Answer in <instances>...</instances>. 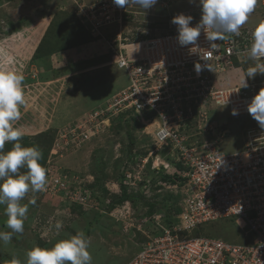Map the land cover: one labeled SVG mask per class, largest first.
I'll list each match as a JSON object with an SVG mask.
<instances>
[{
    "label": "rangeland",
    "instance_id": "rangeland-1",
    "mask_svg": "<svg viewBox=\"0 0 264 264\" xmlns=\"http://www.w3.org/2000/svg\"><path fill=\"white\" fill-rule=\"evenodd\" d=\"M158 3L163 10L158 9ZM158 3L146 12L131 5L132 12L123 22V30L166 33L177 29L171 22L177 14L191 15L192 22L201 18L199 0H158ZM64 12L72 17L77 14L74 0H0V69L20 70L24 75L26 103L20 108L21 119L13 122V127H19L25 133L19 141L25 147H43L49 141L54 147L59 130L68 128L86 112L105 104L129 83L127 71L112 63L114 55L102 38L87 34L90 41L98 43L59 49L62 44L72 41V37L65 38L64 42L56 38L59 17ZM252 13L261 19L264 13L261 0H256ZM71 27L77 28L73 24ZM116 31L117 26L103 30L105 36H112ZM74 38L78 39L77 36ZM44 40V45L54 51L52 54L48 55L49 50L38 51ZM248 68L247 65L236 73L243 75ZM225 76L226 84L241 82L240 76L232 72ZM208 113L228 129L220 144L225 153L241 150L246 129L258 125L249 113L234 116L225 106H211ZM119 122L116 120L105 132L81 145H66L62 141L63 150L49 155L51 165H45L48 169L46 186L57 174H73L76 180L69 177V190L85 193L88 202H74L69 194L57 187L35 193L29 191L20 202L28 205L24 231L12 233L13 238L7 244L0 242V264H26L28 250L36 246L51 247L56 241L77 233H83L89 242L91 264H128L149 236L158 234L151 222L142 225L143 218L149 216L148 210L153 209L164 218L170 211L172 218L175 216L185 178L178 177L180 183L177 185L159 180V175L152 170L156 160L175 162L171 146L163 145L158 149L145 128L135 129L137 140L133 154L148 160L143 169H140L141 162L139 166L136 162L131 163L134 167L127 168L129 137ZM41 133L45 134L39 135ZM11 147V143H6L4 151ZM122 167H126L125 173L127 170L131 174L128 192L136 197L135 200L118 199L123 193L121 181L127 178L126 175L120 177ZM138 172L140 178H134ZM32 199L35 204L28 203ZM5 207L0 205V231L10 232L6 226ZM57 223L62 225L60 229L56 228ZM198 233L235 242L242 240L235 223L228 219L208 223L193 232Z\"/></svg>",
    "mask_w": 264,
    "mask_h": 264
},
{
    "label": "built area",
    "instance_id": "built-area-1",
    "mask_svg": "<svg viewBox=\"0 0 264 264\" xmlns=\"http://www.w3.org/2000/svg\"><path fill=\"white\" fill-rule=\"evenodd\" d=\"M74 2L81 23L93 37L107 42L114 55L112 63L127 71L129 83L105 104L59 130L50 155L63 150L62 141L81 145L105 132L121 113L132 111L158 149L171 146L175 156L174 163L156 160L152 168L176 174L172 183L177 185L178 177L185 178L177 221L167 225L159 213L143 218L142 225L151 222L158 234L149 236L128 264H264V129L259 125L247 128L244 147L225 153L220 144L228 129L208 113L211 106H225L230 113L235 109L238 115L247 114L248 103L264 87L260 73L248 79L247 88H240L241 83L223 86L219 80L220 74L257 63L249 58L248 50L264 13L257 23L240 29L239 35L226 34V39L216 41L213 51L203 31L196 46H181L177 29L157 34L124 31L131 4L120 8L113 0ZM199 21L191 23L195 26ZM114 26V35L105 36L103 30ZM209 53L211 70L204 67L197 73L195 64H205L200 55ZM147 160H142V168ZM125 175L124 182L131 184V174L126 170ZM138 176L139 172L134 178ZM69 177L76 180L73 174H57L45 188L57 187L72 201L87 204L85 193L69 190ZM224 219L235 223L240 242L193 234L201 226Z\"/></svg>",
    "mask_w": 264,
    "mask_h": 264
},
{
    "label": "clouds",
    "instance_id": "clouds-1",
    "mask_svg": "<svg viewBox=\"0 0 264 264\" xmlns=\"http://www.w3.org/2000/svg\"><path fill=\"white\" fill-rule=\"evenodd\" d=\"M113 3L120 8L136 5L146 12L158 0H113ZM255 3L256 0H199L201 18L195 26L191 23V15L181 13L172 18L171 22L177 26L178 43L181 46H196L203 31L209 48L216 50V41L226 39V34H240V28L247 22ZM248 55L257 63L247 69L240 88H247L248 79L254 78L257 73L264 74V63H261L264 61V22L259 23L252 32ZM200 58L205 64H195L197 73L204 67L210 69L207 62L211 59V53L200 55ZM23 81L22 71L0 69V205H6V226L11 230L0 231V242L5 244L12 240V233L20 234L24 231L28 205L20 202L29 191H44L47 183V169L40 163L41 151L35 146H23L19 141L25 133L21 128L13 127V122L21 119L20 108L26 103ZM247 111L264 129V87L252 97ZM231 114L235 116L239 113L233 109ZM6 143H11L12 147L4 151ZM28 203L35 204V200ZM61 227L60 223L56 224L57 229ZM88 248L89 242L84 234L77 233L56 241L51 247L36 246L28 250L26 264H91L92 257Z\"/></svg>",
    "mask_w": 264,
    "mask_h": 264
},
{
    "label": "trees",
    "instance_id": "trees-1",
    "mask_svg": "<svg viewBox=\"0 0 264 264\" xmlns=\"http://www.w3.org/2000/svg\"><path fill=\"white\" fill-rule=\"evenodd\" d=\"M75 15H73V17H74V19H73L72 16H70V15H68V14H66L64 12L62 14V16L59 17V21H58V25H57V29H56V31H57L56 32V38L58 39V41L64 42L63 40L65 38L68 39V38L72 37V41H68V42H70L69 44H67V45L62 44L60 46L59 49H61V50H64V49H67V48H71L73 46L80 45V44H83V43H86V42L90 41L89 35L91 37H93L92 34L81 23V21L78 18L77 14H75ZM75 17H77V18H75ZM71 24H73V26L77 27L76 30L72 29ZM87 34H89V35H87ZM74 36H77L78 39L75 40ZM47 37H46V39H47ZM45 40L43 41L42 45L39 46L38 51L40 49L41 52L45 53V52H48V50H49L48 55L52 54L54 51L49 49V48H47L44 45ZM116 120L120 121L119 123H121V127L127 132V135L129 137V151L127 152L128 154H127L126 166H127V168H133L134 165H131V163L134 164L135 162L139 166L140 162L142 163V158L141 157H137L135 153L133 154L132 150H133V146L135 144V141L137 140L135 129L144 128V124L141 121V119L138 116V114H136V113H134L132 111L121 113L119 116L114 118L113 122H115ZM113 122H112V124H113ZM223 126H225V125H223ZM43 134H45V133H41L39 135H43ZM52 148L53 147L51 146L50 141L48 142V144L46 146H43V147H39L38 146V149L42 153V160L40 161V163L44 167L48 163V157L51 154ZM123 167H122V171L120 172V177L125 175L126 167L125 168H123ZM152 170H153V173L155 175H159V180L162 179L163 181H166V182H175V180H176V178H175L177 176L176 174H175V176H172L171 174L165 173L163 170H157V169H152ZM157 179H158V177L155 178V182H156ZM128 185H131V184H126L125 182L121 181V187H122V192L123 193L121 192L122 194L119 195V197H118V199L120 201H123V200H126V199H130V200H135L136 199V197H134V195H131V193L128 192V190H129L128 189L129 188ZM180 211H181L180 206H177V209L174 210V212L176 214H175V216L173 218L171 216L172 212L170 211L168 213V217L164 218L165 224H167V225L174 224L175 221H177V217L176 216H177V214ZM148 213H149L148 215H152L154 213V210L150 209V210H148ZM169 216H170V218H169Z\"/></svg>",
    "mask_w": 264,
    "mask_h": 264
},
{
    "label": "crops",
    "instance_id": "crops-1",
    "mask_svg": "<svg viewBox=\"0 0 264 264\" xmlns=\"http://www.w3.org/2000/svg\"><path fill=\"white\" fill-rule=\"evenodd\" d=\"M258 1V0H257ZM261 3H262V0H261ZM159 4V8L158 9H162L163 10V8L161 7V3H158ZM165 7V6H164ZM260 20V17H259V15L257 16V15H255V13H250V15H249V17H248V20H247V22L243 25V26H248V25H252V24H255V23H257L258 21ZM242 26V27H243ZM97 44L98 42L97 41H88V42H86V43H83L84 45H86V44H89L90 46L93 44V45H95V44ZM82 44V45H83ZM69 49H72V48H69ZM68 49V50H69ZM236 70H240V72L241 71H243V70H241V69H235V70H230V71H227V72H232L235 76H240L239 78H241V80H242V77H243V75H245L243 72V75H241L240 73H239V75H238V73H236L237 71ZM227 72H225V73H227ZM225 73H223V75H221L222 77H221V81H220V83L223 85V86H231V85H229V83H227L226 84V80H224V78L226 79L227 77L225 76ZM224 76V77H223ZM241 83V82H240ZM236 84H239V83H236ZM236 84H234V85H236ZM241 115V114H240Z\"/></svg>",
    "mask_w": 264,
    "mask_h": 264
}]
</instances>
